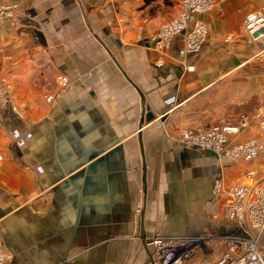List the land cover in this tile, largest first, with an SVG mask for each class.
Masks as SVG:
<instances>
[{
    "label": "crops",
    "instance_id": "0c3cea01",
    "mask_svg": "<svg viewBox=\"0 0 264 264\" xmlns=\"http://www.w3.org/2000/svg\"><path fill=\"white\" fill-rule=\"evenodd\" d=\"M196 53L158 34L178 0H0V253L3 264H153L156 234L236 231L225 187L264 175V154L228 158L178 141L264 100V0H212ZM143 104L153 113L145 119ZM264 142L259 121L228 144ZM253 171L254 176H247ZM224 245L184 264L215 259Z\"/></svg>",
    "mask_w": 264,
    "mask_h": 264
},
{
    "label": "built area",
    "instance_id": "2783aa9c",
    "mask_svg": "<svg viewBox=\"0 0 264 264\" xmlns=\"http://www.w3.org/2000/svg\"><path fill=\"white\" fill-rule=\"evenodd\" d=\"M212 0H178L181 12L163 24L158 34V44L163 47L172 36L184 33V48L187 53L198 52L207 36L205 24L196 16L205 13ZM17 6L0 9V16L14 18ZM244 29L253 40L264 37V16L252 12L244 19ZM14 87L5 78H0V100L14 98ZM259 121L264 129V100L255 110L243 113L234 119H220L213 127L200 124L184 129L177 138L180 143L210 150L234 159L264 154V142L248 140L228 144L229 135L240 132L251 122ZM253 177L254 172H247ZM215 195H224V211L227 219L236 223V231L225 233H202L197 235L156 234L148 239L153 251V264H184L198 252L212 250L214 243L224 245V251L215 259L202 258L200 264H264V175L249 182H237L225 187L221 180L215 181ZM0 264L2 260H0Z\"/></svg>",
    "mask_w": 264,
    "mask_h": 264
},
{
    "label": "water",
    "instance_id": "95a60500",
    "mask_svg": "<svg viewBox=\"0 0 264 264\" xmlns=\"http://www.w3.org/2000/svg\"><path fill=\"white\" fill-rule=\"evenodd\" d=\"M143 109L145 111V119L146 120H151L153 118V113L149 110V106L143 104Z\"/></svg>",
    "mask_w": 264,
    "mask_h": 264
},
{
    "label": "rangeland",
    "instance_id": "374dc122",
    "mask_svg": "<svg viewBox=\"0 0 264 264\" xmlns=\"http://www.w3.org/2000/svg\"><path fill=\"white\" fill-rule=\"evenodd\" d=\"M13 96H14V93H13ZM5 259V257L0 253V260H3Z\"/></svg>",
    "mask_w": 264,
    "mask_h": 264
},
{
    "label": "trees",
    "instance_id": "16d2710c",
    "mask_svg": "<svg viewBox=\"0 0 264 264\" xmlns=\"http://www.w3.org/2000/svg\"><path fill=\"white\" fill-rule=\"evenodd\" d=\"M148 1V0H147Z\"/></svg>",
    "mask_w": 264,
    "mask_h": 264
}]
</instances>
